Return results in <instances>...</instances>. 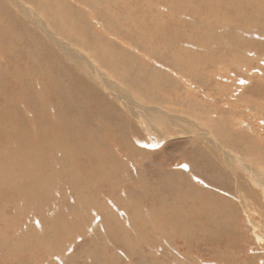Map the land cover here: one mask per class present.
Wrapping results in <instances>:
<instances>
[{
	"label": "rangeland",
	"instance_id": "obj_1",
	"mask_svg": "<svg viewBox=\"0 0 264 264\" xmlns=\"http://www.w3.org/2000/svg\"><path fill=\"white\" fill-rule=\"evenodd\" d=\"M22 1L43 21L0 0V264H264V0Z\"/></svg>",
	"mask_w": 264,
	"mask_h": 264
},
{
	"label": "bare ground",
	"instance_id": "obj_2",
	"mask_svg": "<svg viewBox=\"0 0 264 264\" xmlns=\"http://www.w3.org/2000/svg\"><path fill=\"white\" fill-rule=\"evenodd\" d=\"M8 1V7H13L15 10H16V12L18 13H20L21 15L23 14L24 15V19H26L27 18V20L31 23V24H33L34 26H36V27H38L39 28V21L40 22H42L41 21V19H38L37 18V20L35 19L34 20V18L32 19V18H30L29 17V13H28V11H27V9L29 8H27L26 9V5L24 4V1H22V0H7ZM35 1V0H34ZM38 1V0H37ZM37 1H35L36 3H37ZM227 1V0H226ZM30 2V1H29ZM31 2H32V0H31ZM34 2V3H35ZM32 4V3H31ZM38 4V3H37ZM40 5V4H39ZM55 5V4H54ZM53 5V6H54ZM33 7V6H32ZM36 8H37V6H36ZM9 9V8H8ZM31 9V8H30ZM47 9V8H46ZM29 10V9H28ZM45 10V9H44ZM30 12V14H31V11H29ZM49 13V12H48ZM56 13V12H55ZM55 13H53V14H55ZM52 14V13H51ZM50 14V15H51ZM27 15V16H26ZM33 15V14H32ZM44 15V14H43ZM34 16V15H33ZM55 16V15H54ZM22 17V16H21ZM21 17H20V19H21ZM29 17V18H28ZM52 18V17H51ZM46 19V18H45ZM22 20V19H21ZM45 21V20H44ZM49 21V20H48ZM44 23V22H43ZM77 23V22H76ZM16 25V24H15ZM48 25H49V23H48ZM42 26V25H41ZM40 26V27H41ZM48 30V29H47ZM218 30V29H217ZM6 31V30H5ZM37 31V30H36ZM41 31H42V33L43 34H40V35H43L44 37L43 38H45L44 40H47V42H49L51 45H53V46H56L58 49H59V51L62 53V55L65 57V59H67L68 61H76L78 64H77V66L78 67H80V70L81 71H84V66L82 65V63H80L79 62V59H78V57H76L75 55H77V56H79L76 52L74 53V48H72L71 49V44L69 43V42H65L64 40H61V39H59L58 38V34H56L55 32L57 31H51V33H48V32H46V30H44V27L42 28L41 27ZM2 32V31H1ZM4 32V31H3ZM7 32V31H6ZM58 32V31H57ZM37 33V32H36ZM9 34H10V32H9ZM6 35V34H5ZM61 35V34H60ZM223 35V34H222ZM8 36V35H7ZM37 36H38V34H37ZM57 37V38H56ZM20 41V40H19ZM21 42H23V41H21ZM27 42H28V40H27ZM6 43V45H7V42H5ZM25 43V42H24ZM42 43V42H41ZM11 44V43H10ZM16 44V43H15ZM18 44V43H17ZM20 44V43H19ZM18 44V45H19ZM191 44V43H190ZM13 45V44H12ZM27 45V44H26ZM45 45H46V43H45ZM48 45V44H47ZM46 45V46H47ZM12 47V46H11ZM20 47H21V44H20ZM52 47V46H51ZM193 47V46H192ZM14 48V47H13ZM17 48V47H16ZM19 48V47H18ZM48 48V47H47ZM55 48V47H54ZM195 48V47H194ZM20 50H22V49H20ZM53 50V49H52ZM56 50V49H55ZM13 51H16V50H13ZM18 51V50H17ZM3 52H4V50H3ZM26 52V51H25ZM65 52H67L68 54H70L71 56H70V58H68L66 55H64V53ZM11 53V52H10ZM13 53V52H12ZM24 53V52H23ZM22 53V54H23ZM234 53V52H233ZM17 54H18V52H17ZM13 55H15V54H13ZM17 56H19V54L17 55ZM16 56V57H17ZM22 56V55H21ZM93 56L99 61H101L102 62V56H101V58H100V56L98 55V54H93ZM9 57V56H8ZM10 57H11V55H10ZM79 57H81V58H83L84 60L86 59V57L83 55V56H79ZM19 58V57H18ZM21 58H23V57H21ZM63 58V57H62ZM16 60V59H15ZM18 64H19V62H18ZM69 64V63H68ZM19 65H21V64H19ZM18 66H16L15 68H17ZM21 67V66H20ZM23 67V66H22ZM107 67V66H106ZM87 68V67H86ZM85 68V70H87ZM133 68V67H132ZM117 69V68H116ZM120 69V68H119ZM15 70V69H14ZM13 70V71H14ZM94 70V69H93ZM102 70V69H101ZM116 71H118V70H116ZM116 71H114V72H116ZM18 72V71H17ZM114 72H111L112 74L114 73ZM119 72V71H118ZM15 73V72H14ZM19 73H20V71H19ZM22 73V72H21ZM117 73V72H116ZM258 73V72H257ZM11 74V73H10ZM118 74V73H117ZM13 75V74H12ZM23 76V75H22ZM58 76V75H57ZM63 76V75H62ZM114 76H116V75H114ZM118 77V76H117ZM52 79V78H51ZM55 79V78H54ZM103 81H105V87L115 96V98H116V100H119L120 101V104H122L125 108H127V111L129 112V111H131L130 113H132V115H135L136 117H140V118H144V119H148L147 118V116L148 115H146V113H150L147 109L146 110H144L145 108H143V110L142 111H136L137 113H135L134 112V110L131 108V106H128V103H131V101H129V97H128V93L127 94H123V91L121 90V89H119L118 87H115L114 85H113V83H108L109 82V80H104L103 78H101ZM140 79V78H139ZM226 80V79H225ZM58 81H60V80H58ZM69 81V80H68ZM101 81V80H100ZM64 82V81H63ZM102 82V81H101ZM37 83V82H36ZM46 83V82H45ZM60 84H62L61 82H60ZM98 84V83H97ZM102 84V83H101ZM63 85V84H62ZM103 85V84H102ZM117 86V85H116ZM129 86V85H128ZM141 86V85H140ZM44 87V86H43ZM58 88V87H57ZM64 88V87H63ZM61 89H62V87H61ZM126 89V88H125ZM105 90V89H104ZM131 90V89H130ZM129 91V90H128ZM134 91V90H133ZM132 91V92H133ZM56 92V91H55ZM4 94V93H3ZM66 94H67V92H66ZM136 94V93H135ZM85 95V94H84ZM137 95V94H136ZM243 95V94H242ZM142 98V97H141ZM104 99V98H103ZM126 101H125V100ZM130 99H132L131 97H130ZM115 99H114V102H117ZM54 101V100H53ZM113 102V103H114ZM119 103V102H118ZM134 103V102H133ZM145 103V102H144ZM145 105V104H144ZM149 107V106H148ZM78 113V112H77ZM153 113V112H152ZM155 113H156V115L154 116V117H156V119H158V117H159V114L157 113V111H155ZM151 114V113H150ZM153 115H154V113H153ZM131 116V115H130ZM150 116V115H149ZM128 117V116H127ZM151 118V117H150ZM162 118V117H161ZM168 118V117H167ZM136 119V118H135ZM163 119H164V117H163ZM123 121V120H122ZM140 121V120H139ZM185 121V120H184ZM174 122H175V120H174ZM170 123H172V122H170ZM127 125H129V124H127ZM134 125H135V123H134ZM174 125V124H173ZM172 126V125H171ZM250 126V125H249ZM166 127H168V126H166ZM245 127V126H244ZM142 128V127H141ZM206 129V128H205ZM184 130V129H183ZM118 131V130H117ZM116 132V131H115ZM104 134V133H103ZM128 135V134H127ZM168 136H171V135H168ZM173 136V135H172ZM211 137V136H210ZM261 137V136H260ZM161 140V139H160ZM139 141V140H138ZM142 142V141H141ZM147 142H149V141H147ZM239 142V141H238ZM146 143V142H145ZM208 143V142H207ZM206 143V144H207ZM126 144V143H125ZM139 144V143H138ZM149 144V143H148ZM153 145V144H152ZM155 146V145H154ZM80 147V146H79ZM210 147H211V145H210ZM209 147V150L211 149ZM139 148V147H138ZM220 149V148H219ZM214 150V149H213ZM28 151V150H27ZM210 151H212V149L210 150ZM244 151H245V149H244ZM93 152V151H92ZM214 153V152H213ZM97 155V154H96ZM201 159V158H200ZM205 160V159H204ZM196 162V161H195ZM16 166V165H15ZM228 171V170H227ZM214 178V177H213ZM32 182H34L33 180H32ZM145 185V184H144ZM245 189V188H244ZM246 201V200H245ZM250 204V203H249ZM257 207V206H256ZM261 213V212H260ZM246 214V213H245ZM261 218V217H260ZM257 220V219H256ZM258 221V220H257ZM260 227V226H259ZM88 228V227H87ZM102 228V227H101ZM149 229V228H148ZM254 229V228H253ZM89 236V235H88ZM260 238V237H259ZM263 238V237H262ZM259 241V240H258ZM106 242V241H105ZM149 246V245H148ZM147 246V247H148ZM70 250H71V248H70ZM156 251V250H155ZM173 251V250H172ZM158 252V251H157ZM259 253V252H258ZM254 254V253H253ZM255 256V255H254Z\"/></svg>",
	"mask_w": 264,
	"mask_h": 264
}]
</instances>
